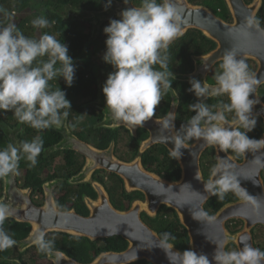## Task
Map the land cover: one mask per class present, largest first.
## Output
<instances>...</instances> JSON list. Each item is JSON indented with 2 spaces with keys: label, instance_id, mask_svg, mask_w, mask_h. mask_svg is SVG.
I'll use <instances>...</instances> for the list:
<instances>
[{
  "label": "clouds",
  "instance_id": "obj_1",
  "mask_svg": "<svg viewBox=\"0 0 264 264\" xmlns=\"http://www.w3.org/2000/svg\"><path fill=\"white\" fill-rule=\"evenodd\" d=\"M111 2L108 0L105 7H110ZM124 3L127 5L130 0ZM119 15L120 19L116 16L103 30L107 37L103 61L114 69L102 89L112 121L134 130L156 117L160 133L175 132L169 141L174 145L170 148L173 159H181L182 150L188 149L190 142L199 141L235 157L251 153L254 157L251 163L258 170L264 169V138L257 140L248 135L257 125L253 115L256 99L250 97H254L259 80L238 49L232 47L224 51L213 76L214 83L189 79L188 91L194 94L197 102L189 104L187 109L194 115L177 130L175 112L157 117L156 109L169 92L175 95L168 50L183 35L184 20L180 10L174 0H139L138 6L122 10ZM12 16L13 13L0 7V112H12L18 123L37 131L59 130L70 114L71 103L66 92L60 87L53 88L51 82L63 78L69 87L74 82L76 68L68 46L49 32L38 38L26 36L12 21ZM53 23L45 16H38L31 21V26L46 29ZM252 30L264 35L261 20L250 16L245 18L239 31L247 36ZM203 66L208 68L207 63ZM222 97H226L227 102ZM212 98L217 102L209 104L207 101ZM43 151L44 140L39 135L19 145L7 143L0 148V181L11 183L14 176L22 173L19 171L21 159L26 160L29 167H35ZM243 178L254 181L253 177ZM196 179L202 181L198 172ZM202 182L205 194L193 191L188 184L182 187L188 188L193 195L216 197L219 201L231 193L257 215L264 209V198L253 197L241 186V176L227 156L217 158L208 179ZM36 194L31 192L33 201L38 199ZM186 205L190 206L194 220L202 224L216 222L215 215L193 209L187 200L183 207ZM14 215L15 209L10 202H0V251L17 243L4 228V222ZM175 240L176 236L166 231L153 241V246L166 253L170 264H264V250L251 244L229 250L226 249L227 240L214 243L216 249L210 261L206 254L194 250L175 251ZM32 242L38 252L53 256L55 264H61L55 238H47L41 230Z\"/></svg>",
  "mask_w": 264,
  "mask_h": 264
},
{
  "label": "water",
  "instance_id": "obj_2",
  "mask_svg": "<svg viewBox=\"0 0 264 264\" xmlns=\"http://www.w3.org/2000/svg\"><path fill=\"white\" fill-rule=\"evenodd\" d=\"M174 2L184 20L183 34L189 29H196L218 44L215 51L198 58V61L203 64L207 63L208 67L213 66L220 61L224 51L232 47L238 49L241 57L253 58L259 61L260 70L256 74L259 83L256 86L254 97L250 98L256 99V105L253 109L254 114L264 118V104L257 94L258 87L264 83V35L252 30L249 35L245 36L239 31L245 18L255 17L261 6V0H256L250 6L246 5L243 0H228L229 9L234 18L233 24L223 22L209 9L193 5L187 0H174ZM131 7L133 6L112 3L106 11H74L70 13V17L86 22L95 21L100 25L116 16H120L122 10ZM183 80L189 81L188 77H184ZM103 101L101 107L107 118H109L107 120L113 122L107 111L106 99L104 98ZM111 126L120 127L122 124L117 125L113 122ZM141 128L147 129L151 136L143 144L140 155L148 147L158 144L165 146L169 152L170 148L174 147L169 141L175 132L170 131L167 135L160 133L155 119L145 122ZM67 136L68 139L66 140ZM10 142L19 145V140L15 134L10 135ZM208 147L199 141L188 144V149L182 150L184 154L181 159H176L182 169L181 177L177 181H169L147 170L142 163L141 156L130 162L119 159L115 155L114 142L108 149L99 150L66 132L64 142L55 146L53 150H74L87 159L85 169L70 180L71 184L86 183L91 179L93 173L102 170L118 176L124 182L126 193L139 192L143 195V199H136L131 202L128 209L119 210L112 204L109 194L102 185L91 183L98 193V198L95 200L86 199L85 203L89 214L83 216L75 210H60L50 192L47 193L48 197L43 205L35 204L31 196L32 191L21 189L16 175L12 178L11 183L3 181L4 189L0 197V202H10L15 209V215L8 219L30 226L29 235L24 240L17 242L16 246L21 249L30 248L34 245L32 241L35 235L41 230L45 231L46 236L50 233H61L88 239L92 242L121 237L128 243L124 251L103 252L89 264H136L142 261L150 264H170L166 253L159 247L153 246V241L158 240L160 235L142 218L143 214L149 218H155L161 208L165 207L176 213L181 225L186 229L189 238L187 250H194L198 254H206L210 261L216 249L214 243L223 240L228 241L226 249L229 250L231 248L239 249L245 243L257 247L254 241V231L258 227L264 228V209H261L259 215H257L251 207H246L245 202L239 199L227 203L213 214L217 218L215 223L202 224L192 218L189 205L183 207L184 202L187 200L190 201L193 209L207 211L206 205L212 197L193 195L188 188L182 186L191 185L193 191L205 194L202 182L205 179L201 170V158ZM219 156H227L231 161L235 171L241 176V186L250 195L264 198V180L262 178L264 169L258 170L251 163L254 159L251 153L243 156L242 163L237 162L230 154L219 152L216 149V159ZM197 172L202 181L196 179ZM243 177H253L254 181ZM62 181L59 180V183ZM232 221L242 222L239 231L229 230L227 225ZM174 250L182 252L176 246ZM60 253L61 264H83L62 252ZM51 258L54 260L53 256Z\"/></svg>",
  "mask_w": 264,
  "mask_h": 264
},
{
  "label": "flooded vegetation",
  "instance_id": "obj_3",
  "mask_svg": "<svg viewBox=\"0 0 264 264\" xmlns=\"http://www.w3.org/2000/svg\"><path fill=\"white\" fill-rule=\"evenodd\" d=\"M187 1L193 5L201 6V7H205L209 9L217 18L221 19L223 22L227 24H233L234 22L233 15L229 9L228 0H187ZM243 1L246 5L250 6L254 4L256 0H243ZM107 3H108V0L102 3L101 11L105 10L106 8L105 5ZM112 3L125 4L124 0H112L111 5ZM127 5L138 6L139 0H130V3ZM91 12H94V11H91ZM63 16L66 18L69 17V15L67 16V14ZM254 18L260 19L261 28H264V0H261V6L259 10L256 12ZM108 25H109V22L105 26L102 27V30H104V28ZM91 33H92L91 35L92 39L95 38L96 37L95 35L97 33H95V31L93 30ZM178 38L182 39L183 46L184 44H188L187 42L191 43L189 47L190 53H188L189 57L185 62L183 61L178 64H175L172 61L169 62V70L170 71L172 70L173 75H174V77H172L173 79L172 87L173 89H175V95H173L172 92H169L164 97V100L161 101L160 105L156 109L157 117H163V115H165L169 111L175 112L176 114L175 127L177 130H179L181 125L185 123L186 120L191 115H194V113H191L188 111L187 106L189 104L197 102V99L194 96V94L188 91V89L190 88L189 81H185L181 79L184 77H188V79L195 78V79L200 80L201 82L207 81L210 84L214 83L213 76H214V73L218 70V65L221 62L219 61L215 63L213 66H210L207 69H205L203 66L204 64L202 62L195 61V59L198 60V58L206 56L210 54L211 52L215 51L218 47V44L215 41L205 36L201 31L196 30V29H189L185 32V34H183L182 36ZM105 52H106V48L104 52L101 53V55L99 56L103 57ZM244 59L249 64L250 70L254 72L255 74H258L260 70L259 61L253 58H244ZM102 71H105V70L103 69L98 70L96 74L98 77L97 85L89 89H86L82 93L81 99L78 104L83 109L77 110L80 113L73 114L72 118L68 116L67 120L65 121L64 126L61 127L59 130L54 129V128L48 129L49 131L51 130L53 132L52 135L54 138H57L60 135L61 139L57 141L58 143H55L52 147L46 149L44 152L45 158L51 153V151L52 153L56 154V156L53 157L51 161H49V163L43 165L42 169L36 171L40 179L43 180L41 187L38 189L35 187H31V186L27 187V188H31L30 189L31 191L37 193L36 197L38 199L33 201L35 204L43 205L47 200V197H48L47 193L50 192L54 196L53 200L58 208L60 206L62 208H69V210H75L77 212V210L73 208V205H78V194L82 195V201L85 207H86V203H85L86 199L89 198V199L95 200L98 198V193L94 189L91 183H98L99 185H102L103 188L109 194L111 201H113L111 190L112 189L115 190V188L118 186L117 184L119 180L116 177H114L115 175L113 176V174L109 172L102 171V170L96 171L95 173H93V176L91 177V179L87 181L86 183H81V184H71L70 183V180L73 177L83 172L87 164V159L84 155L74 150H71L70 152H67L65 150H56V151L52 150L54 146H57L60 143L64 142L66 132L73 134L79 140L86 143L87 145L99 149V145H100L99 140L102 137L103 138L105 137L107 133L106 131L117 129V131L119 132V133L117 132L119 141H118V144H115V142L114 144H115V155L119 159L130 162V161L135 160L138 156H142V161L147 163V164L143 163L145 168H147V170L157 173L156 170H158V168L159 170H162L163 168H165L164 167L165 158L168 157L167 152L170 153L165 146L158 144L152 147H148V149L142 155H140V151L142 149L143 144L147 142L151 136L147 129L136 127L134 130H132L123 124L120 127H113L111 126L113 122H111L110 120L109 121L107 120L109 118H107L106 113L97 107V105L99 106L102 105V103L104 102L103 100L105 98L103 91H102V88H103L102 83L100 81ZM257 94L259 96V99L264 104V83L258 87ZM221 99H224L225 102H227L226 97H222ZM207 102L209 104H214L217 101H216V98H212ZM173 103L177 105L175 108L171 106V104ZM84 115L85 116L95 115L92 117H88L91 119V125L86 127L85 124L78 122L80 125L77 124L76 126H73L72 122L74 120L77 121V118L75 117L77 116L81 117ZM253 115L257 119V125L252 132L248 133V135L250 138L259 140V139H262V137L264 136V118L259 115L254 114V112H253ZM84 117H82V119H85ZM231 118H232L231 114H229V119ZM153 119H156V117H154ZM85 122L87 123L86 119H85ZM46 132L47 131L45 130L42 133L45 134ZM101 135H104V136L100 138ZM67 139H68V136L66 137V140ZM112 142L113 141L110 142L107 149L111 146ZM195 142L196 141H193V142H190L189 144H193ZM136 152H137L136 155H138L137 157L133 155ZM230 155L239 163H242L244 159L243 156L235 157L232 154ZM59 156L62 157V163H60V165L56 167L55 171H52L51 169L53 168V162ZM71 156L73 158L70 163L67 157H71ZM149 157H156L161 163H158L157 161L151 162L149 161ZM21 161L22 160H20V163ZM216 162H217L216 149L212 147H208L205 150V152L202 154V158H201V170H202L205 181L208 179L211 167L215 165ZM26 166H27V163H26ZM19 167H21L20 164H19ZM34 168L35 167H29V166L24 167V168H19V171H22L20 175L18 173V182H19V186L21 189H24V190L27 189L25 186V180L27 178V175H29V172L32 171ZM178 168H179L180 177H181L182 169L179 163H178ZM165 174H166L165 172H162V175L165 176ZM64 175H66L67 177H64ZM262 178L264 180V170L262 172ZM59 180H63L60 185H59ZM86 185H89L88 189ZM52 187H55V189L52 190L51 189ZM121 187L124 188V191H125L124 182H123V186L121 185ZM124 203L125 205L128 204L126 201H124ZM87 211L89 212L88 209ZM165 212H167L166 208L165 207L161 208L158 216ZM157 217L152 218V219H157ZM142 218L143 220L145 219L144 216H142ZM236 224H237V221H232L228 223L227 227L229 228L230 231H233L235 229ZM61 235L62 234L60 233H50L46 236L47 238H55V249L58 251L59 249L57 248H59V238H61ZM254 241L258 247L256 235H254ZM59 252H62V251H59ZM4 255H5V258H4ZM4 255H2V258L0 257V261L6 260L10 262L11 264H16V263L17 264H55V260H53L50 255H46V254L38 252L37 247L35 245L31 246L30 248H26V249H21L15 245L12 248L8 249ZM66 255L69 256L68 254ZM69 257L71 258V256ZM83 264H89V263H83Z\"/></svg>",
  "mask_w": 264,
  "mask_h": 264
},
{
  "label": "trees",
  "instance_id": "obj_4",
  "mask_svg": "<svg viewBox=\"0 0 264 264\" xmlns=\"http://www.w3.org/2000/svg\"><path fill=\"white\" fill-rule=\"evenodd\" d=\"M97 1L99 2H94V0H0V7L10 13H13L12 21L22 32H24L26 36L38 38V36L43 34L44 32H49L50 34L56 35L58 40L68 46L69 56L73 59L74 66L76 68L74 82L72 86L69 87L65 83L63 78H60L57 80H53L51 84L53 88L60 87L66 92V98L71 103V111L69 114L71 118L73 117V114L80 113L79 111H77L78 109H83L78 104L81 99L82 93L86 89L97 85L98 77L96 74L98 70L103 69L107 74H110L114 71L113 67L105 63L103 61V57L99 56L104 52L106 48L105 42L107 39V37H105L106 35L104 34V31L102 30V27L95 30L97 34L95 35L96 37L93 36L95 38L92 39V33L90 30L84 32V28L81 25L82 21L76 20L73 17L66 18L63 16L65 14H67L68 16L71 12L82 10L101 12L102 3L106 0ZM38 16H45L49 21H54L51 28L34 29L31 26V21ZM182 42V39L177 38L170 45L168 50V54L170 56L169 62L172 61L175 64H178L183 61L185 62L188 59V53H190L189 47L191 43L187 42L189 45L184 44L183 46ZM195 61L198 60L195 59ZM106 80L104 81V84L106 83ZM181 80H183V78ZM104 84L102 83V87L104 86ZM88 115H84L85 117L74 116L75 118H77V121L74 120L72 122L73 126L79 124L78 122H80V120H83L82 117H84L88 121V117L95 116ZM44 131H37L26 124L18 123L12 112H0V148L5 147L7 143L10 142L11 134H15V136L19 140V143L25 140L30 141L37 135L41 136V138L44 140V151L38 157V163L35 168L29 172V175H27V178L25 180L26 188L28 186L35 187L37 189L41 187L43 180L40 179L36 171L42 169L43 165L49 163V160L44 157L45 150L52 147L55 143H58L57 141L61 139L60 135L59 137L54 138L52 135L53 132L51 130L49 131L47 129V132L43 134L42 132ZM106 132L107 133L104 138L102 137L104 135L100 136V138L102 137L99 140V149L101 150L107 149L111 141L115 142V144H118L119 141L117 129L109 131L107 130ZM67 152L70 151L68 150ZM136 154L137 152L133 155L137 157L138 155ZM167 155L168 157L165 158L164 163L165 168H163L162 170H159L158 168V170H156V174L169 181H177L180 178L178 163L176 159H173L170 156V153L167 152ZM72 156L67 157L70 163L73 158ZM21 160L22 161L20 163V168L28 167V162L24 159ZM149 161H157L158 163H161L156 157H149ZM142 163L147 164L143 161ZM162 172L166 173L165 176L162 175ZM64 177L67 176L64 175ZM114 177L119 180L117 184L118 186L115 188V190H111L113 199L112 204L115 206V208L119 210H126L129 208V204L131 203V201H134L135 199H143V195L139 192H133L131 194L126 193L124 191V188L121 187V185L123 186V181L116 175ZM86 187L88 189L89 185H86ZM3 189V181H0V197L2 196ZM237 200L239 199L231 193H229L223 201H219L216 197H212L206 205V210L213 215L227 203L235 202ZM124 201H126L128 204L125 205ZM59 208L62 211L69 210V208H62L60 206ZM73 208H75L77 212L83 216H87L89 214L82 201L81 194H78V205H73ZM166 210L167 212L160 214L157 219L149 218L145 214H143L142 216L145 217L144 220L146 221V223L159 235L166 231L171 232L173 235H175L176 240L173 241V244L183 252L188 248V233L186 229L181 225L176 213L168 208H166ZM241 227L242 222L237 221L233 232L239 231ZM4 228L10 233V235H12L13 239H15L16 241L24 240L30 232L29 225L17 223L12 219H8L4 222ZM261 232L264 233L263 227H258L256 232L254 233L255 235L257 233L256 236L262 237L261 235H259V233L262 234ZM127 245L128 243L121 237H113L92 242L88 239L62 234L61 238H59V248L57 249L68 254L69 256H71V258L77 260L80 263H90L102 252H122L127 248ZM258 248L261 249L262 247L258 245ZM7 250L0 251L1 258L2 255L7 252ZM0 264L11 263L6 260H1ZM136 264L150 263L142 261Z\"/></svg>",
  "mask_w": 264,
  "mask_h": 264
},
{
  "label": "rangeland",
  "instance_id": "obj_5",
  "mask_svg": "<svg viewBox=\"0 0 264 264\" xmlns=\"http://www.w3.org/2000/svg\"><path fill=\"white\" fill-rule=\"evenodd\" d=\"M94 2H99V1H97V0L95 1V0H94ZM110 7H111V6H110ZM110 7L105 8L104 11L108 10ZM88 12H89V11H88ZM113 19H115V18H113ZM117 19H120V16H119V18H117ZM108 22H110V21H108ZM108 22H107V23H108ZM83 23H84V24H83ZM107 23H102V24L98 25L97 22H95V21H92V22H86V21H83L81 25H82L83 28H84V32H87V31H89V30L92 32V30L95 31L96 29H99V28L105 26ZM108 75H109V74H107L106 71H102V73H101V77H100V81H101V83L104 84V81L108 78ZM97 107L100 108V109L103 111V109H102L101 106L97 105ZM98 108H96V109H98ZM79 123H83V124H85L86 127H87V126H90V125H91V119L89 118V120L87 121V123L85 122V119L80 120ZM79 125H80V124H79ZM55 156H56V154H54V153L51 152L46 158H47V160L51 161V159H52L53 157H55ZM60 163H62V157H61V156H59V157H57V158L55 159V161L53 162V168H52L51 170H52V171H55V170H56V167H58V166L60 165ZM60 184H61V183H59V185H60ZM51 189L54 190L55 187H52ZM256 230H257V229H255L254 232H256ZM254 235H255V233H254ZM256 235H257V233H256ZM259 235H261L262 237L257 236V244L260 245V247H262L261 249L264 250V234L262 235V234L259 233ZM231 249H234V248H231Z\"/></svg>",
  "mask_w": 264,
  "mask_h": 264
}]
</instances>
